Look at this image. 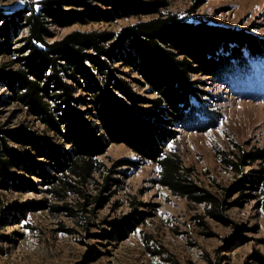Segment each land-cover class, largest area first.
<instances>
[{
	"label": "rangeland",
	"instance_id": "obj_1",
	"mask_svg": "<svg viewBox=\"0 0 264 264\" xmlns=\"http://www.w3.org/2000/svg\"><path fill=\"white\" fill-rule=\"evenodd\" d=\"M141 1H163L165 5L158 8L164 14L235 29L264 41V0ZM23 2L0 0V7L12 9ZM93 4L106 7L98 0ZM65 7L80 8L76 4ZM154 15L147 11L64 26L54 24L49 40L73 30L118 33ZM25 31L23 28L14 34L11 51L0 54V64L15 67L9 60L16 54L12 50L22 44L18 39ZM240 57L232 58L219 78L199 72L188 74L191 85L205 93H200L199 99L191 96L197 118H189L187 126L164 122L169 112L165 104L153 102L158 95L150 85L134 67L120 60L113 62L121 79L142 98L136 106L155 109L165 117L150 119L170 132L158 143L161 153L179 155L183 165L190 168V177L224 202L229 222L208 216L209 204L189 201L160 184L158 163L142 157L123 141H110L98 155L101 164L93 174L95 180L85 184L91 196L102 193L107 197L101 203L86 204L87 210L80 212L79 218L51 209L60 200L51 195L44 182L36 181V188L20 190L0 186V264H264V159L242 165L244 175H261L253 183L245 182L251 187L249 198L239 188L243 178L234 165L242 149H264V54L251 55L243 47ZM8 93L6 86L0 85V125L11 128L24 123L43 132L44 124L24 106L6 101ZM72 94L79 98L77 107L84 119L99 125L93 95L77 84ZM191 109L186 106L184 111ZM98 133H103L102 129ZM54 141L65 150L72 149V144L56 135ZM106 179L110 183L105 189ZM65 199L75 207L83 201L71 193ZM125 221H132L134 229L125 236L114 234Z\"/></svg>",
	"mask_w": 264,
	"mask_h": 264
},
{
	"label": "trees",
	"instance_id": "obj_2",
	"mask_svg": "<svg viewBox=\"0 0 264 264\" xmlns=\"http://www.w3.org/2000/svg\"><path fill=\"white\" fill-rule=\"evenodd\" d=\"M93 1L24 0L12 9L0 7V54L11 51L12 37L26 28L18 39L22 44L12 48L16 54L9 64H16L15 67L0 64V85L9 90L6 101L18 102L44 124L43 132L24 123L11 128L0 125V186L20 190L36 188V181L44 182L51 195L60 200L51 209L79 218L87 210L86 204L101 203L107 197L102 193L91 196L85 191L86 182L95 180L93 174L101 164L98 155L104 153L108 142L123 141L142 157L158 163L160 184L189 201L209 204L208 216L229 222L223 211L224 202L190 177V168L183 165L179 155L161 153L158 143L170 132L150 119L165 117L155 109L136 106L142 98L121 79L113 62L120 60L134 67L150 85L158 95L153 102L158 106L165 104L169 112L170 117L164 122L187 126L189 118H197L191 96L199 99L200 93H205L191 85L188 74L199 72L219 78L232 58H241L243 47L251 55L264 54V41L235 29L187 20L175 13L164 14L158 8L165 5L163 1L98 0L105 8ZM72 4L80 8L66 9ZM147 11L155 15L118 33L73 30L49 40L54 35V24L64 26ZM219 50L228 53L219 54ZM75 84L93 95L94 116L99 125L86 121L78 109L79 98L72 94ZM186 106L192 108L188 113L184 111ZM100 129L103 133H98ZM50 131L54 135H48ZM55 135L72 144V149L58 145ZM257 158L264 159L263 148L242 149L234 163L243 178L239 188L248 198L251 187L245 182L253 183L261 175H244L242 165ZM34 176L38 179L34 180ZM109 183L106 179L105 189ZM69 193L83 198L78 207L65 199ZM133 229L134 223L125 221L114 234L125 236Z\"/></svg>",
	"mask_w": 264,
	"mask_h": 264
}]
</instances>
